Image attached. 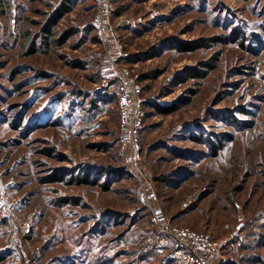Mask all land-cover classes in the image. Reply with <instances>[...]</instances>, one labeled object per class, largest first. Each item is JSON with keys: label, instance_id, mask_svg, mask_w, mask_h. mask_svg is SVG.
<instances>
[{"label": "rangeland", "instance_id": "rangeland-1", "mask_svg": "<svg viewBox=\"0 0 264 264\" xmlns=\"http://www.w3.org/2000/svg\"><path fill=\"white\" fill-rule=\"evenodd\" d=\"M3 1L0 264H177L152 210L208 234L222 264L264 262V0H119L106 26L97 0ZM64 3L57 32L76 33L57 47L41 30ZM123 78L146 99L134 154L121 144ZM84 165L121 173L100 178L107 189L80 185Z\"/></svg>", "mask_w": 264, "mask_h": 264}, {"label": "built area", "instance_id": "built-area-1", "mask_svg": "<svg viewBox=\"0 0 264 264\" xmlns=\"http://www.w3.org/2000/svg\"><path fill=\"white\" fill-rule=\"evenodd\" d=\"M119 0H97L99 7V17L97 21L103 26L109 24L111 17L114 15L115 5ZM112 70L118 72L116 66L112 65ZM141 89L133 88L131 82L123 78L119 90V105L121 126L123 134L121 144L129 152L134 154L138 151V140L141 130L143 129V119L146 112L142 106L146 99L140 97ZM145 192L141 195V201L153 208L155 201L158 200L154 188L148 182ZM149 185V186H148ZM151 221L157 234L161 236L162 241L169 240L172 247V259L177 264H222L221 250L222 247L218 242L208 234L197 233L187 227H174L171 222L164 220L161 210L151 211Z\"/></svg>", "mask_w": 264, "mask_h": 264}, {"label": "trees", "instance_id": "trees-1", "mask_svg": "<svg viewBox=\"0 0 264 264\" xmlns=\"http://www.w3.org/2000/svg\"><path fill=\"white\" fill-rule=\"evenodd\" d=\"M65 4V3H64ZM4 7L6 9H8L10 7V5L6 4V2H4L3 0H0V7ZM71 10L70 6L67 5H63L60 8H58L57 10L55 9V12L52 13L51 15H49V19L47 20V25L45 26V28H43V30H41V33H46L49 34L52 39V41H50L54 46H61L63 41L69 39L70 37H72L73 35H75L76 31L74 29H68L66 31L63 32H57V27L59 25V22L61 20V18L69 13ZM120 12V11H119ZM120 14V13H118ZM234 35L236 36V40L239 38L241 40L245 39V35L243 32H239V30L234 31ZM46 37V35H44ZM23 37L25 40V46L28 48L27 50V54L29 55H35L37 52V44L35 43V40L33 38V36L31 35L30 31H25L23 33ZM208 42H212V40H208V41H202L199 44H195V45H184V44H178V50H182L183 51H193L194 47L192 48V46H196V47H207L209 46ZM260 40H255L254 44H259ZM26 48V49H27ZM207 68L211 69L213 66L211 64H209L208 66H206ZM207 75V72L200 74H196L195 72H192L189 78H201ZM95 103H97V101H94ZM94 102L92 103L94 105ZM162 105V106H161ZM154 104V108L160 113V114H169L173 111L174 107L172 106H165V104ZM193 139H197L196 141H204V143L209 146V148L211 150H219V147H217L216 145H214L212 142H209V144L206 142V139L204 140L202 137L201 138H195L193 137ZM209 141V140H208ZM186 155H190L193 158H197L199 157V153L197 152H183ZM213 154V153H212ZM85 167V165H84ZM117 173H121V172H116L113 169H109V168H105V167H98V166H89V167H85V170L82 174H80L81 176H76L73 177L72 180L75 181L76 183L80 184V185H98V186H102L103 188L107 189V186L102 185V181L100 180V178L102 177H107L108 181L114 177L117 176ZM65 177L62 178V176H60L58 179H53L51 180V182H70V180H66L65 181ZM98 179V180H97ZM107 180L104 181V183L108 182ZM60 202H62L63 204H67V203H71L70 201L66 200V199H62L59 200ZM248 260V259H247ZM258 261H260L259 259L256 260V262L252 261V260H248V264H256ZM223 264H237L234 262H224Z\"/></svg>", "mask_w": 264, "mask_h": 264}, {"label": "crops", "instance_id": "crops-1", "mask_svg": "<svg viewBox=\"0 0 264 264\" xmlns=\"http://www.w3.org/2000/svg\"><path fill=\"white\" fill-rule=\"evenodd\" d=\"M68 2H69V3H68ZM78 2H79V0H78V1H77V0H71V1L68 0V1H67V3H68L69 5L71 4V6H73V7H74L75 5H77ZM67 3H65V5L69 6ZM67 14H68V13H67ZM67 14H65V15L63 16V18H64ZM63 18H62V19H63ZM57 29H58V27H57ZM243 237H244V238H243V239H244V242H246V238H245V236H243ZM249 248H250V246H249V247L246 246V247L244 248L245 250H244L243 252H244V253H245V252H248V251L250 250ZM233 253L235 254V252H233ZM228 256H229V255H228ZM229 257H230V256H229ZM259 260H260V259H259ZM223 261H225L224 258H223ZM228 262H230L229 259H228ZM245 264H248V260H247V259H246ZM257 264H264V262L260 260V261H258Z\"/></svg>", "mask_w": 264, "mask_h": 264}]
</instances>
